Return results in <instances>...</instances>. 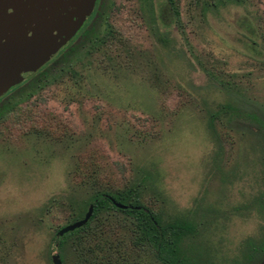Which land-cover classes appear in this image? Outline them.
<instances>
[{
  "label": "rangeland",
  "instance_id": "rangeland-1",
  "mask_svg": "<svg viewBox=\"0 0 264 264\" xmlns=\"http://www.w3.org/2000/svg\"><path fill=\"white\" fill-rule=\"evenodd\" d=\"M175 1L163 27L165 0H100L94 46L0 98V264H162L112 211L58 250L103 191L194 228L187 264H264V0Z\"/></svg>",
  "mask_w": 264,
  "mask_h": 264
},
{
  "label": "water",
  "instance_id": "water-1",
  "mask_svg": "<svg viewBox=\"0 0 264 264\" xmlns=\"http://www.w3.org/2000/svg\"><path fill=\"white\" fill-rule=\"evenodd\" d=\"M95 1L0 0V98L44 66L76 35L90 17ZM92 214L90 205L81 220L61 228L57 237L82 228ZM51 262L62 264L57 253Z\"/></svg>",
  "mask_w": 264,
  "mask_h": 264
},
{
  "label": "trees",
  "instance_id": "trees-1",
  "mask_svg": "<svg viewBox=\"0 0 264 264\" xmlns=\"http://www.w3.org/2000/svg\"><path fill=\"white\" fill-rule=\"evenodd\" d=\"M226 5L227 3L237 4L240 3V0H212V5ZM103 4H100V9L98 11V18L95 20V26L92 30H87L84 33L86 36L85 41L82 43L69 47V49L64 50L58 60L55 61L52 66L58 70V76L62 77L68 68L77 60L90 45L96 44L97 33H95V28L97 24L104 21V12ZM172 11L175 16V20L178 16V10L175 0H165L161 5L158 14L157 21L163 27H169L172 24L170 18V12ZM98 28V26H97ZM87 41V42H86ZM49 71H42L36 75V79L32 80L30 84L26 86H39L43 79L49 76ZM27 87H25L26 89ZM17 94H21L25 89L24 87L18 88ZM17 91V90H16ZM15 91V92H16ZM14 92V93H15ZM10 100V98H8ZM9 102L3 104L0 107V120L1 117L9 114L13 108ZM10 109V111H9ZM129 193H111V192H98L96 195L89 198L86 202H83L85 210L89 208L90 205H93V214L88 223L80 229H77L73 232L67 233L62 237H53V241L56 244L58 250H62L65 246L66 240L74 237L77 234L86 232L89 229L90 222L103 212H119L126 215L129 219L133 220L136 223L138 236L141 238L142 242L147 246L152 248L155 257L162 264H187V257L181 250V245L183 240L192 233L195 232V229L192 228L185 221H182L181 218L176 219V221L164 228L158 223L154 215L145 207L138 203H128ZM120 204L126 207V209H119L115 204ZM83 218V214L79 213L75 220H80ZM60 257V256H59ZM62 264H64L63 256L60 257Z\"/></svg>",
  "mask_w": 264,
  "mask_h": 264
},
{
  "label": "flooded vegetation",
  "instance_id": "flooded-vegetation-1",
  "mask_svg": "<svg viewBox=\"0 0 264 264\" xmlns=\"http://www.w3.org/2000/svg\"><path fill=\"white\" fill-rule=\"evenodd\" d=\"M96 7H98V10H97V12L99 11V9H100V0H98V3H97V1H95V5H94V8H93V11H92V13H91V15H90V18L95 14V10H96ZM98 18V13H97V15H95V18H94V20L92 21V23L87 27V28H83V26L81 27V29L76 33V35L64 46V47H66L67 45V47H66V49H69V47H72V46H75V45H78V44H80V43H82L83 41H85V39H86V36H84V33H85V31H87V30H92V28H94V26H95V20ZM84 29V30H83ZM63 47V48H64ZM62 48V49H63ZM61 49V50H62ZM60 50V51H61ZM58 55H60V54H58ZM58 57V56H57ZM58 59V58H57ZM25 79V78H24ZM24 83V82H23ZM23 83H21V84H23ZM19 85H17V86H15L14 88H17ZM13 88V89H14ZM13 89H11V90H13ZM19 90V89H18ZM17 90V91H18ZM16 91V92H17ZM2 98V97H1Z\"/></svg>",
  "mask_w": 264,
  "mask_h": 264
}]
</instances>
